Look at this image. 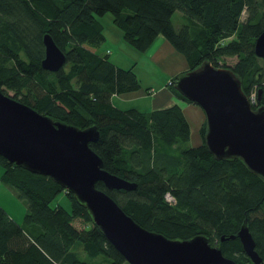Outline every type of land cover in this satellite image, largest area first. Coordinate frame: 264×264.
I'll return each mask as SVG.
<instances>
[{
	"label": "trees",
	"instance_id": "1",
	"mask_svg": "<svg viewBox=\"0 0 264 264\" xmlns=\"http://www.w3.org/2000/svg\"><path fill=\"white\" fill-rule=\"evenodd\" d=\"M175 12L187 20L177 29L171 23ZM106 13L140 53L160 36L183 57L185 72L203 62L228 68L246 98L255 94L256 109L264 107V63L253 53L264 31V0H0L1 92L11 91L13 100L52 121L95 127L97 140L88 147L101 169L134 185L107 190L97 182L95 189L142 229L174 241L203 236L233 264H252L236 238L227 240L245 221L264 264V183L239 160H214L203 146L204 123L200 144L188 147L189 126L178 106L142 113L111 105L112 95L140 86L132 67L120 69L108 53L95 51L104 40L95 17ZM45 34L64 54L56 72L40 67ZM226 58L235 61L227 66ZM178 75L169 82L171 93L190 104L173 89ZM0 167V182L25 203L21 224L0 207V264H127L71 193L2 157ZM60 193L67 210L50 206Z\"/></svg>",
	"mask_w": 264,
	"mask_h": 264
},
{
	"label": "water",
	"instance_id": "2",
	"mask_svg": "<svg viewBox=\"0 0 264 264\" xmlns=\"http://www.w3.org/2000/svg\"><path fill=\"white\" fill-rule=\"evenodd\" d=\"M41 69L59 70L64 54L51 38L42 36ZM253 53L264 59V31L254 40ZM173 89L196 106L204 118L203 146L216 161L239 160L264 183V107L251 108L240 82L228 68L203 62L179 74ZM256 101H260L257 91ZM94 126L78 129L52 121L3 94L0 90V157L30 173L46 176L84 205L91 222L127 264H233L203 236L187 241L168 240L135 224L104 192L134 189L101 169L88 144L97 140ZM252 264L261 260L254 252L245 221L235 236ZM220 241H223L221 238Z\"/></svg>",
	"mask_w": 264,
	"mask_h": 264
},
{
	"label": "rangeland",
	"instance_id": "3",
	"mask_svg": "<svg viewBox=\"0 0 264 264\" xmlns=\"http://www.w3.org/2000/svg\"><path fill=\"white\" fill-rule=\"evenodd\" d=\"M246 14L243 13L241 18H245ZM96 21L100 24L102 28L103 42L95 50L99 55H105V51L108 50L106 56L107 60L111 62L118 68L128 69L132 67V71L137 77L140 91L152 89L156 94L160 88L171 92V87L166 84V79L159 77L162 75L159 67L152 63H148L146 59L142 57V53L136 51L133 47L128 45L122 38L121 31L112 23V16L108 13L95 17ZM184 16L181 13L175 12L171 17V23L175 29H177L182 23L186 22ZM233 58L224 59L223 63L230 66L234 63ZM264 59L259 60V64L262 65ZM4 94L12 98V92L1 88ZM146 91V92H147ZM134 93V92H133ZM170 94V93H169ZM151 97H138L136 95L128 97L123 101L114 99L113 103L116 104L121 109H135L142 113H148L150 111ZM196 112V111H195ZM187 118L189 120V141L188 147H193L198 138V130L196 127V116L193 112H186ZM194 131V132H193ZM186 146V147H187ZM2 169L0 167V175ZM59 205L63 209L67 210L69 204L63 193H60L55 200L50 204V206ZM0 207L6 212L9 218H11L15 223L21 224L22 218L25 212V203L17 197L16 192L9 186L4 185L0 182ZM75 227L81 228V225L76 222ZM107 264V263H103Z\"/></svg>",
	"mask_w": 264,
	"mask_h": 264
},
{
	"label": "crops",
	"instance_id": "4",
	"mask_svg": "<svg viewBox=\"0 0 264 264\" xmlns=\"http://www.w3.org/2000/svg\"><path fill=\"white\" fill-rule=\"evenodd\" d=\"M109 53L108 50L105 51V54ZM142 57L146 59L148 63H152L154 65H157L159 67L162 75H159V77H162L166 79V84L169 85L170 80L175 77L178 74H181L187 70V65L185 63V60L181 55L176 53L171 46L160 36L156 37L149 49L142 53ZM170 93V94H169ZM138 96V97H151V103H150V111L164 109L167 107H170L172 105L178 106V108L181 110L184 118L186 119L188 126L190 127L189 120L187 118V115H185L186 112H193L196 116V127L197 130L202 126L204 123V118L201 113V111L192 104H187L177 98H175L171 92H168L167 90L161 89L155 94L152 89H149L148 92H142L140 89L138 91H135L134 93H127L122 95H112L110 98L111 105L117 109L120 110H126L119 108L116 104L113 103L114 99H118L119 101L123 99H127L128 97L132 96ZM196 111V112H195ZM194 132V131H193ZM200 144L199 137L197 138V141L194 146H198Z\"/></svg>",
	"mask_w": 264,
	"mask_h": 264
},
{
	"label": "built area",
	"instance_id": "5",
	"mask_svg": "<svg viewBox=\"0 0 264 264\" xmlns=\"http://www.w3.org/2000/svg\"><path fill=\"white\" fill-rule=\"evenodd\" d=\"M247 100L249 101V103H250L251 105L254 104V102H255V94H254V93H250V95L248 96ZM164 199H165V201H166L167 203H169V204H172V203H173L171 197H170L168 194H166V195L164 196Z\"/></svg>",
	"mask_w": 264,
	"mask_h": 264
}]
</instances>
